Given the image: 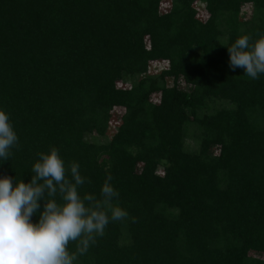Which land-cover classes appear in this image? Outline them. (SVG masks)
Returning <instances> with one entry per match:
<instances>
[{"label":"trees","instance_id":"trees-1","mask_svg":"<svg viewBox=\"0 0 264 264\" xmlns=\"http://www.w3.org/2000/svg\"><path fill=\"white\" fill-rule=\"evenodd\" d=\"M162 1L0 0V107L19 138L0 176L28 182L56 147L81 195L111 177L129 218L75 264H264V75L231 70L226 48L264 35V0ZM114 119L109 142L87 138Z\"/></svg>","mask_w":264,"mask_h":264},{"label":"clouds","instance_id":"clouds-1","mask_svg":"<svg viewBox=\"0 0 264 264\" xmlns=\"http://www.w3.org/2000/svg\"><path fill=\"white\" fill-rule=\"evenodd\" d=\"M226 48L231 70L242 68L253 80L264 75V35L254 40L240 35ZM18 147L10 114L0 107V161H9L11 150ZM37 157L28 182L0 176V264H75L110 222L124 221L129 213L113 203L119 192L110 176L99 196L81 195L86 178L77 162L66 166L56 147ZM69 242H76L75 251H69Z\"/></svg>","mask_w":264,"mask_h":264},{"label":"rangeland","instance_id":"rangeland-1","mask_svg":"<svg viewBox=\"0 0 264 264\" xmlns=\"http://www.w3.org/2000/svg\"><path fill=\"white\" fill-rule=\"evenodd\" d=\"M162 11H168L170 8V0H163L162 1ZM196 8L198 10V17L200 19H204L205 17V10H204V6L202 3H198L196 4ZM164 68H166V65L163 62H160L158 60H152L150 62V66H149V71L148 73L150 75H157L161 70H163ZM128 84H131V81L127 82ZM218 106H228L227 103L222 104L221 102L218 103ZM119 121H117L116 119H114L111 124L109 125L108 130L105 132V135H98V134H92L90 136H88L87 138H89L90 140L96 141L98 143H107L111 140L112 136L114 135L117 126L119 125L118 123ZM159 173L162 172V169L158 170Z\"/></svg>","mask_w":264,"mask_h":264}]
</instances>
